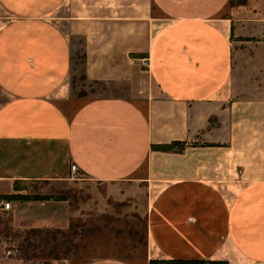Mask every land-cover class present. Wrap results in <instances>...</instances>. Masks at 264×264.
Instances as JSON below:
<instances>
[{
    "label": "crops",
    "instance_id": "obj_1",
    "mask_svg": "<svg viewBox=\"0 0 264 264\" xmlns=\"http://www.w3.org/2000/svg\"><path fill=\"white\" fill-rule=\"evenodd\" d=\"M228 2L0 0V196L58 187L74 164L144 192V264H264V7L231 18ZM77 40L85 79L125 94L75 106ZM7 201L15 228L74 216L68 200Z\"/></svg>",
    "mask_w": 264,
    "mask_h": 264
},
{
    "label": "rangeland",
    "instance_id": "obj_2",
    "mask_svg": "<svg viewBox=\"0 0 264 264\" xmlns=\"http://www.w3.org/2000/svg\"><path fill=\"white\" fill-rule=\"evenodd\" d=\"M258 6L264 7V0H229L224 13L239 18ZM260 13L264 16L263 10ZM80 42L75 41L72 62L75 106L98 96L125 94L122 85L84 79ZM69 178L58 187L44 181L19 185L29 195L65 196L74 216L65 229L26 230L12 226L8 211L0 209V264H85L98 258L144 264V192L133 193L126 186L88 180L77 173Z\"/></svg>",
    "mask_w": 264,
    "mask_h": 264
},
{
    "label": "trees",
    "instance_id": "obj_3",
    "mask_svg": "<svg viewBox=\"0 0 264 264\" xmlns=\"http://www.w3.org/2000/svg\"><path fill=\"white\" fill-rule=\"evenodd\" d=\"M83 77L85 79L84 73ZM183 146L182 143L180 142H172L167 145H156L152 146L154 149H159V150H164V151H170L174 149H180V147ZM14 188L16 190H19L20 188L23 187H18L17 185H14ZM58 199V200H66L65 196L59 195V196H51V195H29V194H11V195H3L0 196V199H6V200H20V201H30V200H47V199ZM156 262H160L162 264H167V263H190L187 261H150L149 264H154ZM192 263V262H191ZM194 263H204V261H195Z\"/></svg>",
    "mask_w": 264,
    "mask_h": 264
},
{
    "label": "built area",
    "instance_id": "obj_4",
    "mask_svg": "<svg viewBox=\"0 0 264 264\" xmlns=\"http://www.w3.org/2000/svg\"><path fill=\"white\" fill-rule=\"evenodd\" d=\"M70 171H71L72 174L77 173L76 172L77 171L76 170V166L74 164L70 165ZM9 206H10V202L9 201H7L6 199H0V208L8 209ZM154 264H162V263L156 262Z\"/></svg>",
    "mask_w": 264,
    "mask_h": 264
}]
</instances>
